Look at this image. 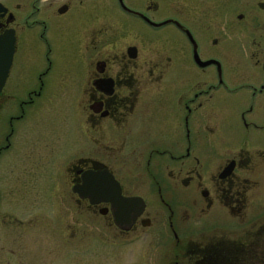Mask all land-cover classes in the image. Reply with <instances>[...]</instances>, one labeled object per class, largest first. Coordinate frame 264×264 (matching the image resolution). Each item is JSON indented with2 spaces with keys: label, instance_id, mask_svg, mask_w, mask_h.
I'll use <instances>...</instances> for the list:
<instances>
[{
  "label": "flooded vegetation",
  "instance_id": "1",
  "mask_svg": "<svg viewBox=\"0 0 264 264\" xmlns=\"http://www.w3.org/2000/svg\"><path fill=\"white\" fill-rule=\"evenodd\" d=\"M0 41V158L89 252L96 231L104 264H264V0H0ZM61 103L69 146L35 149Z\"/></svg>",
  "mask_w": 264,
  "mask_h": 264
},
{
  "label": "rangeland",
  "instance_id": "2",
  "mask_svg": "<svg viewBox=\"0 0 264 264\" xmlns=\"http://www.w3.org/2000/svg\"><path fill=\"white\" fill-rule=\"evenodd\" d=\"M33 59L30 58L31 61ZM45 113L46 122L41 124L44 137L39 143V122H29L28 129L32 135L29 145L35 149L41 142L45 146H69L70 143L65 141L68 135L64 132L68 118L74 117L71 108L61 103L51 105ZM80 136L78 132V150L84 149V140ZM10 165V154L6 153L0 158V264H104L102 234L94 231L93 238L90 235L95 244L93 252H89L86 220L78 218L81 226L70 232L67 229L68 202L64 208L57 206L55 201L41 196V192L51 191L47 185L42 189L41 183L30 185L9 178ZM111 261V264H118L115 258Z\"/></svg>",
  "mask_w": 264,
  "mask_h": 264
},
{
  "label": "water",
  "instance_id": "3",
  "mask_svg": "<svg viewBox=\"0 0 264 264\" xmlns=\"http://www.w3.org/2000/svg\"><path fill=\"white\" fill-rule=\"evenodd\" d=\"M1 42V41H0ZM3 44V42H2ZM12 43H10L8 45L7 44H3V49H2V63H0V92L4 86L6 77H7V73L9 70V67L11 65V60H12ZM101 177H107V174H90V175H85L83 178V185L81 188L75 190V192H86L87 191V187H89L90 185L93 187L94 192H100V188L101 186V182L99 180H101ZM108 178V177H107ZM91 190V189H90ZM102 192V191H101ZM130 202L133 201H128L125 199H117V205H116V209L119 212L121 209H123V206H127Z\"/></svg>",
  "mask_w": 264,
  "mask_h": 264
},
{
  "label": "snow or ice",
  "instance_id": "4",
  "mask_svg": "<svg viewBox=\"0 0 264 264\" xmlns=\"http://www.w3.org/2000/svg\"><path fill=\"white\" fill-rule=\"evenodd\" d=\"M67 9V5H65L62 10H66ZM2 49H3V44L2 42H0V63H2Z\"/></svg>",
  "mask_w": 264,
  "mask_h": 264
}]
</instances>
